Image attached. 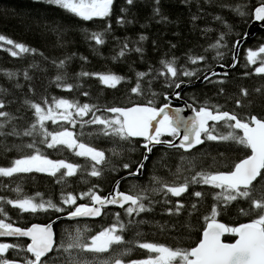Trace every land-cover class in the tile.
<instances>
[{
    "label": "trees",
    "instance_id": "16d2710c",
    "mask_svg": "<svg viewBox=\"0 0 264 264\" xmlns=\"http://www.w3.org/2000/svg\"><path fill=\"white\" fill-rule=\"evenodd\" d=\"M259 2L260 0H159L160 14L156 15L153 11L157 7L156 0H134L132 5L126 4L125 0H113L109 17L104 20L93 18L91 21H83L67 13L66 10L48 5L45 0H0V34L37 50L36 53H22L13 57L4 50L11 48V45L0 41V89L7 90L6 93L0 92V99L10 102L6 111L14 116L22 117L13 121L20 129L27 127L28 123L34 119L32 110L24 103L25 100L51 101L52 97H56L98 106H123L130 102H144L147 97H137L130 92V88L137 82V72H148L151 66L152 75H155L156 70L162 67L159 64L161 59L167 60L174 57L177 66L184 65L188 69H199V76L217 65L231 67L233 53L230 49L236 40L245 37L249 24L254 19L252 10ZM236 4L245 5L243 9L245 16H239L230 7L221 6L234 7ZM121 8L126 11L121 12ZM217 16L221 17V20H217ZM120 17L124 18V23L116 22ZM105 23L111 26L110 31L104 32ZM225 24L230 25L232 31L225 36L224 43L228 45V48L220 49L224 52L223 59H220L216 57V50L211 49L209 45L215 43L221 33L227 32ZM92 32H104V43L97 45L94 40L89 39ZM141 35L145 37L142 41L139 39ZM124 43L128 44V49L125 50L124 56L118 57L117 53ZM262 43H264V31L260 30L252 38L243 42L235 67H232L226 76L209 77V80L224 81L223 83H209L205 80L200 84L186 87L181 92V98L190 103L193 98H196L197 104L203 101L218 104L223 106L224 110L235 111L238 116H264V75L253 71L259 66V62L255 65H247L246 59V51L249 48L255 50ZM137 47H140L142 52L137 53L135 51ZM41 53L43 55H40ZM189 55H204L206 60L193 65L187 62ZM113 57L116 58L113 59ZM61 60H65V66L57 68L56 65ZM82 71L111 72L125 79L115 88H109L101 84L96 76L77 77L76 74ZM8 72H14L16 76L9 78L6 75ZM25 72L29 79H25ZM245 72L250 74L244 75ZM61 73L65 75V79L60 82L61 85L73 84L74 87L71 90L63 86L57 87L58 82L55 78ZM148 79L149 77L142 78V87L147 88ZM163 79L159 77L153 80L152 90L171 94L172 89L162 87ZM181 79L185 82L189 80L187 77ZM195 79L196 77H192L191 81ZM221 88L223 92H220ZM241 88L247 90V97L241 95ZM256 89H260V92L255 91ZM84 91L88 92L87 96L83 95ZM237 98L240 99L242 107L236 106ZM159 102H162V97L159 98ZM89 118L90 115L83 117L85 120ZM46 126L49 130H57L58 126H67L74 134H79L81 131L92 132L96 128V126H85L81 129L79 123L65 125L64 121H58L56 125L47 121ZM11 127L10 124L2 131L6 133L11 130ZM218 129L224 131L219 125ZM31 139V137L16 135H0V166H10L11 160L27 154L28 149L18 148V146L31 142ZM82 140L105 151L108 162L103 166L104 172L101 178L90 177L86 172L81 174L78 171L76 175L65 178L66 183L59 184L46 173L15 174L13 177H0V196L8 199L15 198L17 193L12 189L19 184L22 189L21 195L33 197L36 193H40L45 200L51 198L54 202H59L62 189L64 193L71 192L77 195L86 191L92 184H97L99 186L97 190L107 194L116 180L125 177L126 179L121 180L119 184V190L127 191L133 183L150 185V178L153 175L169 182L176 181L177 169L180 170V180L176 182H182L185 176L190 177L195 171L201 169L223 170L225 165H230L241 155L238 153L240 146L233 145L236 149L231 147L232 150H228L224 141H205L204 144L188 152L161 145L155 146L149 159L144 163L141 175H138L139 178H134L127 173L129 170H135L136 163L142 159L143 140L134 139L131 146L123 141L110 142L103 137L93 138L87 135ZM40 147L42 151L50 153V159L60 157L68 162L84 163V158L76 157L70 151L57 152L46 149L44 146ZM130 147L135 150H129ZM113 149L118 153L117 155L113 154L111 151ZM123 163H129L130 169H123ZM113 167L117 171H111ZM193 190H203L205 197L198 205L200 211L189 216L190 203L199 200L190 195ZM209 191L207 185H190L188 191L181 197H171L169 194L168 199L171 203L167 205L162 202L164 199L162 194L152 196V211L134 217L135 220H144L145 223L138 226L129 225L128 230L123 234L125 240L135 238L138 242L163 243L167 246H194L199 242L202 234L203 220L202 218L198 220L197 217L201 216L211 203ZM41 197H37V200ZM177 200L181 201L185 208L179 214L170 215L166 209L172 207ZM81 202L84 201L77 200V203ZM3 207L7 209L6 216L18 226L50 222L67 213L69 208L64 206L65 211L61 213L48 211L30 214L20 212L19 209L13 210L11 205H3ZM247 207L246 203L237 205L233 202L226 212L218 216V220L232 226L249 221L250 216L240 215L238 211L239 208ZM108 209L112 212H122L115 206ZM122 219L127 223L131 218L123 216ZM109 223H111V216L105 214L104 210L102 216L96 220H60L54 225L55 244L58 245L62 238H66L68 233L74 232L77 228L87 227L90 234H95ZM137 231L142 235L136 237ZM234 238L228 234L224 240L233 241ZM17 240L27 241L0 239V242L13 243ZM177 240H179L178 244ZM145 255L146 250L133 245L126 259H143ZM50 256L58 257L61 264L68 258V254L63 251H53ZM113 256L115 253L111 251L103 254L79 253L81 259L94 261L95 264H100L101 261L111 259Z\"/></svg>",
    "mask_w": 264,
    "mask_h": 264
},
{
    "label": "snow or ice",
    "instance_id": "6c2138e0",
    "mask_svg": "<svg viewBox=\"0 0 264 264\" xmlns=\"http://www.w3.org/2000/svg\"><path fill=\"white\" fill-rule=\"evenodd\" d=\"M48 5L57 6L59 9L66 10L67 13L80 18L83 21H91L93 18L104 20L110 16L113 0H45ZM126 4L132 5L134 0H125ZM157 7L153 9L156 15L160 14L159 0H156ZM230 7L239 16L246 15L244 4L221 5ZM121 12L126 9L121 8ZM252 15L256 20L264 21V0L252 10ZM195 19V17H193ZM217 20L221 17L217 16ZM117 23H124V18L120 17ZM227 32L221 33L215 43L210 44L211 49L216 50V57L223 59L224 52L220 49L228 48L224 43L225 36L231 33L230 25L225 24ZM111 26L105 23L104 32L110 31ZM104 32H92L88 37L94 40L97 45L104 43ZM141 41L145 39L140 36ZM0 41L11 48L4 50L15 57L22 53H36L37 50L29 48L23 43L14 42L0 34ZM239 46V40L233 44L232 60L235 67L237 59L235 49ZM174 47V45H173ZM128 44L124 43L121 50L117 53L118 57L125 55ZM137 53L142 52L140 47L135 49ZM40 55H43L42 53ZM116 57H113L115 59ZM67 59V58H66ZM247 65L259 66L254 68V72L264 75V43L256 47L255 50L249 48L246 51ZM204 55L191 56L187 62L196 65L199 61H205ZM55 63V62H54ZM159 64L162 66L152 75V67L149 66L148 72H137V82L130 88V92L137 97H147L144 102H130L123 106H98L96 104L80 103L76 100L52 97L51 101L42 99L40 102L25 100L24 103L32 110L31 120L27 127L18 128L13 121L22 119L14 116L5 109L8 103L0 99V135H16L31 137V142L22 144L18 148L28 149L27 154L21 155L10 161V166H0V177H13L15 174L46 173L49 177L56 180V183H66L65 178L72 177L78 171L87 173L90 177L101 178L104 172V164L107 158L105 151L82 138L87 135L93 138H106L110 142L123 141L131 146L134 138H143L144 149L142 159L136 163L135 170H129V163H123L122 168L129 170L127 175L139 178V172L144 168V161L149 159L155 145H165L169 149H183L188 152L196 145L204 144L205 141H224L231 142L226 145L228 150H232V145L240 146L238 151L241 153L230 165H225L223 170L195 171L190 177L185 176L180 180V170L177 169L176 181H166L162 177L153 175L150 178V185L131 184L127 191L119 190L121 180H116L107 194L102 190L98 191L99 186L92 184L86 191L77 195L71 192L61 191L59 202H54L51 198L45 200L40 193L29 197L21 195L22 189L18 184L12 191L17 196L12 199L0 196V237L27 238V241L17 240L13 243L0 242V264H61L58 257L50 256L53 251H63L68 254V258L62 264H95L94 261L81 259L79 253L89 252L93 254L115 253L111 259H105L100 264H264V116L244 115L238 116L235 111L224 110L223 106L210 104L203 101L197 104L196 98L192 99V104H187V108L192 115L184 114V109L172 107L169 101V94L166 92H155L152 90L153 80L163 77L162 87L172 89L171 95L180 98L179 89L185 83L182 77H187L188 83L191 78H199V69H188L184 65L177 66L176 59H161ZM246 65V66H247ZM57 68L65 66V60H61L56 65ZM223 67V65H221ZM210 71V69H209ZM250 73L245 72L244 75ZM9 78L16 76L14 72H8ZM80 76H96L101 84L109 88H115L125 77L105 72L88 73L80 72ZM216 75V73H212ZM225 76L227 73L224 74ZM25 79H29L27 72L24 73ZM149 77L147 88L142 87V78ZM209 83H223L224 81L209 80L208 75L203 77ZM57 87L63 86L71 90L74 85L63 83L65 79L63 73L56 76ZM17 87L19 85L17 84ZM255 91L260 92V89ZM6 93V89H0ZM223 92V89H220ZM242 96L247 97L246 89L241 88ZM88 95L87 91L83 92ZM162 97V102L158 103ZM237 107H242L239 98L235 100ZM196 105V106H193ZM99 113V114H97ZM85 120L83 117L89 116ZM51 121L56 125L58 121H64L65 125L80 124L81 129L85 126H96L92 132L81 131L74 134L67 126H58L57 130H49L46 122ZM212 122L211 125L209 122ZM12 125L8 132L2 131L8 125ZM223 128L224 131L218 129ZM168 137V139H162ZM40 146L46 149H53L57 152L67 150L76 157L84 158V163L68 162L64 158H49L50 153L41 150ZM129 150H135L130 147ZM114 155L118 153L111 150ZM117 171L115 167L110 169ZM59 174V175H58ZM207 185L211 203L205 212L197 219L203 220L201 225L202 234L199 242L194 246H167L163 243L138 242L135 238L125 240L124 233L129 225H139L145 223L144 220H135V216L141 213L152 211V196L162 194L164 204H169V194L171 197H181L188 191L190 185ZM219 190V191H215ZM191 196L199 198L196 202H191L188 212L192 216L194 212H199V204L204 200L205 192L193 190ZM37 197H41L37 200ZM77 200L84 201L77 203ZM233 202L237 205L246 203L247 208H239L240 215H247L251 218L246 223H239L232 226L218 220V216L226 212L228 206ZM3 205H11L12 209H19L20 212L36 214L38 212L52 211L61 213L65 211L64 206H69L67 215L69 217H100L102 210L111 216V223L95 234H90V230L85 227L77 228L74 232L62 238L58 245L54 242L52 224L32 223L30 226H14L10 218L6 216L7 209ZM108 205H116L121 211L112 212ZM185 205L177 200L172 207L167 208L170 215L179 214L184 210ZM130 217L127 223L123 222L122 217ZM8 220V222H6ZM231 234L235 237L234 242L225 243L221 237ZM142 234L137 231L135 236ZM90 237V238H89ZM179 240H177V244ZM135 245L140 249L146 250L143 259H126ZM123 249V250H119ZM7 254V255H6Z\"/></svg>",
    "mask_w": 264,
    "mask_h": 264
},
{
    "label": "water",
    "instance_id": "95a60500",
    "mask_svg": "<svg viewBox=\"0 0 264 264\" xmlns=\"http://www.w3.org/2000/svg\"><path fill=\"white\" fill-rule=\"evenodd\" d=\"M260 30H263L264 31V21H259V20H256L254 18L253 21L249 24V27H248L247 32L245 34V37L243 39H240L239 40V46L235 49V54H236V57L237 58H238V54H239L240 47L243 44V42L246 39H248V38H252ZM236 62H237V59H236V61L234 63L236 64ZM231 68H232V66L231 67H227V66L223 65V67H221V65H217L212 70L206 71L205 73H203L202 75H200L199 78H196L194 81H191V83H188V82L182 83L181 84V87L179 89H175L176 92H179L180 93V98H177L175 95L169 94V101H170L171 106L174 107V108L175 107L183 108L184 109V114H186V115H192L191 111L187 108V104H192V103L187 102L185 99L181 98V92L186 87L193 86V85H197V84H200L203 81H205V79L203 78L204 75H208L209 77H213V76H216V75H224L225 73H228ZM213 72L216 73V75H212ZM209 123H212V122L210 121ZM134 139H141V140H143V138H134ZM155 146H160V145H155ZM161 146H165V145H161ZM198 146H200V145H196L193 149L197 148ZM193 149H190L189 151H191ZM150 154H147V155L150 156ZM145 162L146 161H144V163ZM142 170L139 172L138 175H141ZM111 206H116V205H108V208L111 207ZM116 207H118V206H116ZM102 214H103V210H102ZM102 214H101V216H102ZM100 217H87V216H84V217H75V218H72V217H69L67 215V213H64V214L60 215L59 217H57V218H55L52 221L47 222V223H51L52 224V230H53L54 242H55V237L56 236H55V231H54V225L56 224V222H58L60 220H68V221L96 220V219H99ZM246 222H248V221H246ZM246 222H243V223H246ZM36 223H38V222H36ZM47 223H39V224H47ZM14 226H18V225H14ZM226 235H228V234H225L224 236H226ZM224 236L221 237V240L223 242H225V243H231V242L225 241L224 240ZM0 239H26L27 240V238H14V237H0ZM232 242H234V241H232Z\"/></svg>",
    "mask_w": 264,
    "mask_h": 264
},
{
    "label": "rangeland",
    "instance_id": "374dc122",
    "mask_svg": "<svg viewBox=\"0 0 264 264\" xmlns=\"http://www.w3.org/2000/svg\"><path fill=\"white\" fill-rule=\"evenodd\" d=\"M252 21H253V20H252ZM252 21H251V22H252ZM227 74H228V73H227ZM229 144H231V142H226V145H229ZM231 147H233V145H232ZM233 148L236 149L235 147H233ZM238 153L241 154L239 151H238Z\"/></svg>",
    "mask_w": 264,
    "mask_h": 264
}]
</instances>
